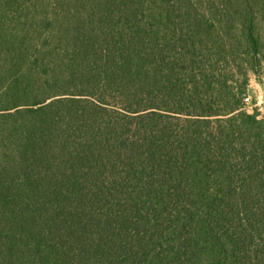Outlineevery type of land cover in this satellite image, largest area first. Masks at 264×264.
<instances>
[{
    "label": "trees",
    "instance_id": "16d2710c",
    "mask_svg": "<svg viewBox=\"0 0 264 264\" xmlns=\"http://www.w3.org/2000/svg\"><path fill=\"white\" fill-rule=\"evenodd\" d=\"M264 0H0V264H264Z\"/></svg>",
    "mask_w": 264,
    "mask_h": 264
},
{
    "label": "rangeland",
    "instance_id": "374dc122",
    "mask_svg": "<svg viewBox=\"0 0 264 264\" xmlns=\"http://www.w3.org/2000/svg\"><path fill=\"white\" fill-rule=\"evenodd\" d=\"M257 72L249 73L247 92L244 99L245 109L253 111L257 109L261 117H264V58Z\"/></svg>",
    "mask_w": 264,
    "mask_h": 264
},
{
    "label": "water",
    "instance_id": "95a60500",
    "mask_svg": "<svg viewBox=\"0 0 264 264\" xmlns=\"http://www.w3.org/2000/svg\"><path fill=\"white\" fill-rule=\"evenodd\" d=\"M248 113H253V111H248Z\"/></svg>",
    "mask_w": 264,
    "mask_h": 264
},
{
    "label": "built area",
    "instance_id": "2783aa9c",
    "mask_svg": "<svg viewBox=\"0 0 264 264\" xmlns=\"http://www.w3.org/2000/svg\"><path fill=\"white\" fill-rule=\"evenodd\" d=\"M246 101H248L249 99L247 98V99H245Z\"/></svg>",
    "mask_w": 264,
    "mask_h": 264
}]
</instances>
